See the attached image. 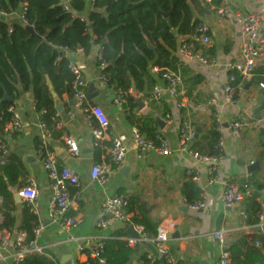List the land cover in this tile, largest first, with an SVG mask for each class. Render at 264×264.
<instances>
[{
  "label": "crops",
  "instance_id": "0c3cea01",
  "mask_svg": "<svg viewBox=\"0 0 264 264\" xmlns=\"http://www.w3.org/2000/svg\"><path fill=\"white\" fill-rule=\"evenodd\" d=\"M199 1L201 7L192 6V10L196 19L209 25L213 45L209 48H197L205 56L217 57L219 65L209 68L196 60L181 59V41L191 36L178 38L176 53L177 69L185 79L188 99L191 103L200 105L198 108L190 104L187 108L180 109L172 89L152 72L158 78L155 85H160L164 91V99L160 103H152L144 94H134L131 90L135 104L137 98L143 97V106L136 104L135 117L130 120L123 106L115 103V87L101 81L102 70L98 66L101 47L94 45L89 53L79 48L68 55L88 82L91 104L105 111L111 131L129 148L124 162L113 169L107 181H93V166L107 162L108 159L93 147L91 126L85 114L76 106L73 95H57V99L53 98L57 121L49 148L56 155L59 166L77 170L82 189V197L76 199V190L69 188L70 195L75 200L70 215L83 220L80 226L69 231L62 229L50 218V181L42 166L37 146L42 132L39 125L41 115L36 111L33 93L20 88L13 102L21 115L24 130L9 136L8 145L9 156H18L22 160L27 175L20 189H12L15 200L12 206V217L15 221L13 227L2 228L4 218L0 211V264H17L15 240L17 233L21 231L24 212L28 208L27 203L18 196V192L31 181L36 183L39 192V197L34 203V214L38 217V224L43 226L36 239V247L40 252L34 254L46 256L57 264H99L81 253L80 247L90 239L124 241L130 237L128 229L131 226H134L135 231V227L140 226L134 224L133 219L141 218L142 214L153 224H149L151 229H157L164 220L174 223V230L168 242L173 264H215L222 252L227 251L228 245L242 238H245L249 245L257 247L259 244L257 248L264 254V224L259 221V213H254L252 205L254 201L259 204V199L264 201V195L259 192L264 187V93L260 89V83L264 80V59L257 61L252 79L243 84L238 94L239 103L231 105L225 100V87L229 83L230 74L227 65L239 58L241 47L238 17L252 11H261L264 14V0L260 3L254 0H228L232 14L225 17L217 14V2L209 4L206 0ZM93 11L92 0H86L82 16L88 19ZM19 14L20 11H17L4 19L10 25L20 24ZM260 35L264 36V23ZM90 85H94L91 94ZM189 89L192 90L191 95ZM90 95L96 96L91 100ZM240 115H246L253 127L245 130L240 136H235L229 127ZM143 118L155 120L156 125L152 128L156 135L163 136L169 142L172 150L170 154H148L141 160L137 158L132 150L131 133L132 128L138 127L139 124L141 131L148 137V130L143 122H137ZM214 120L223 126L226 161L217 181L210 184V165L181 148L180 131L185 121H190L197 129L200 128L201 133L193 144L200 143L199 148L205 151L209 142L207 134ZM67 138L76 140L78 155L70 153L66 144ZM253 166L256 168H252ZM190 170L197 173L198 180L194 181L188 176ZM247 181H251V194L240 204L226 206L222 201L225 184L231 182L243 189ZM188 182H193L201 190V197L202 194L205 195L204 209H193L187 203L183 189ZM118 194H127L133 201L130 211L131 223H115L102 229L98 223L102 216L103 203L107 198ZM243 211L249 215L248 219L242 216ZM221 230L226 231L224 248L219 246L213 236ZM118 232H122V236L118 237ZM7 236L9 240L4 244L2 239ZM151 246L153 245L140 244L132 248L134 252L127 264H144L143 258L152 252Z\"/></svg>",
  "mask_w": 264,
  "mask_h": 264
},
{
  "label": "trees",
  "instance_id": "16d2710c",
  "mask_svg": "<svg viewBox=\"0 0 264 264\" xmlns=\"http://www.w3.org/2000/svg\"><path fill=\"white\" fill-rule=\"evenodd\" d=\"M29 7L26 20L36 31L31 35L26 27L20 24L10 25L0 17V139L4 140V127L10 120L7 112L14 102L4 99H16L20 88L32 92L40 121L54 133L57 121V111L54 99L47 84L51 80L55 93L73 95V75L68 68L70 58L57 49L68 48L76 52L82 48L89 53L94 45L101 47L98 66L105 67L102 74L109 78L116 91L126 93L127 103L123 109L132 120L136 108L135 98L130 91L133 85L138 94L149 98L148 90L157 82L152 68L177 69L178 38L195 34L198 24L192 6L201 7L199 0H95L94 11L88 19L82 15L85 12V0H71V12L63 9V0H28ZM21 0H0V11L7 14L20 11ZM81 16H78V15ZM163 15H168L166 18ZM85 19L90 25L82 22ZM148 43L154 48L150 49ZM60 61L57 62V58ZM115 61L113 65L112 62ZM239 78L236 85L241 83ZM192 90L189 89L191 95ZM152 104V103H151ZM153 105V104H152ZM168 112V111H165ZM134 122V121H133ZM148 130V137L154 138L156 133L152 128L156 122L152 118L137 120ZM138 127H141L138 124ZM143 131V130H142ZM206 150L199 148L200 143L192 145L193 152L199 155H213L214 147L219 139L214 120L207 134ZM38 143V142H37ZM40 142L38 143L39 149ZM22 160L18 156H9L5 165H0V211L4 218L3 229L14 226L12 206L15 204L13 188L20 189L26 178ZM251 186V181L245 183ZM186 201L194 205L201 199V190L193 182H188L183 189ZM130 211L133 201L130 202ZM255 214L260 212V206L253 202ZM39 220L28 207L24 212L21 231L27 233V243L34 240L33 229ZM134 224L143 226L152 236L157 229H151L152 224L145 214L134 218ZM153 225V224H152ZM122 232L116 233L118 237ZM134 250L121 240L106 242V264H127ZM230 264H263L264 254L261 249L249 245L245 238L228 245ZM143 263L148 264L146 256ZM25 264H57L46 256L31 254ZM153 264H168L159 260Z\"/></svg>",
  "mask_w": 264,
  "mask_h": 264
},
{
  "label": "built area",
  "instance_id": "2783aa9c",
  "mask_svg": "<svg viewBox=\"0 0 264 264\" xmlns=\"http://www.w3.org/2000/svg\"><path fill=\"white\" fill-rule=\"evenodd\" d=\"M86 1V0H85ZM95 0H92L94 4ZM258 3L263 0H254ZM209 4L217 2L215 10L221 17L232 14L231 6L228 0H206ZM71 0H63V9L66 12H71ZM28 0H21V9L19 18L21 23L29 26L26 20L28 11ZM9 14L0 11V17L6 18ZM82 22L90 25L85 19ZM241 30V47L239 58L228 63L229 83L225 87V100L228 104L237 105L239 103L238 94L242 90V86L247 81L251 80L257 61L264 59V36L260 35L261 27L264 23V14L261 11H252L240 15L238 17ZM213 45V40L210 35V27L205 22H200L196 28L195 34L189 38L183 39L179 48V56L181 59L196 60L202 65L215 68L219 65L217 57H208L203 55L197 47L209 48ZM63 55L68 56L73 54L68 48L59 47L57 49ZM101 54V51H100ZM57 58V62L60 61ZM105 67L100 66L101 70ZM69 70L73 75L72 90L73 99L76 106L85 114L90 126L93 147L100 150L107 162L96 164L91 171V179L97 182H105L108 176L112 173L115 167L120 166L128 152L129 148L118 138L110 129V122L105 111L96 105L91 104L88 97V82L86 81L80 68L71 60L68 65ZM152 72L157 75L160 80L172 89L174 98L178 101L180 109L187 108L190 104L195 107L200 105L191 103L188 99V92L185 88V79L179 69L161 68L154 66ZM242 82L236 85L238 79ZM101 81L104 84H109L108 77L101 73ZM260 89L264 93V80L260 83ZM132 94V92H130ZM164 99V91L160 85H155L149 93V102L160 103ZM115 103L123 106L127 103L126 93L117 92ZM7 112L10 114V120L4 127L5 139H0V165H5L9 157L8 137L13 134L22 133L24 123L21 115L14 105H11ZM168 118H170L168 116ZM41 137L39 145V157L44 170L46 171L51 190V201L49 205L50 218L57 223L62 229L69 231L77 228L83 223L82 219L72 217L71 210L75 205V200L71 197L69 188L76 190L75 198L82 197L81 181L77 170L68 166H59L56 155L49 148V141L52 138V132L47 128L46 124L40 121ZM253 127V123L246 115L238 116L231 124L230 130L233 135L240 136L245 130ZM223 126L216 120V131L219 133V139L214 147L213 155H199L192 151L191 147L197 135V128L190 121H185L180 131V144L184 151H188L196 156L200 161L210 165V184H214L220 173L223 164L226 161L225 144L222 136ZM132 150L136 153L138 159H143L148 154L168 155L171 153L169 142L161 135L157 134L154 138H148L139 127L132 128ZM66 144L72 155L79 154V147L75 139L67 138ZM194 181L198 180V175L193 170L188 171ZM260 194L264 195V187L259 190ZM251 194V188L245 185L243 189L234 185L231 182L225 184L222 201L226 206H234L242 203L245 198ZM18 196L27 203L30 210L35 213L34 203L39 197L37 185L31 181L26 187L18 192ZM1 198V197H0ZM131 199L127 194H118L107 198L102 206V216L98 226L102 229L108 228L115 223H131L130 203ZM260 212L258 214L259 221L264 224V201L259 199ZM205 195L202 194L201 201L192 205L193 209H204ZM242 216L245 219L249 218L247 212L243 211ZM134 227V226H133ZM42 224H38L33 229L34 240L27 243V233L19 231L15 240L16 261L17 264H25L26 258L34 253L40 252L36 247V239L42 230ZM139 238H126L124 241L130 248H135L140 244H151L156 249L158 256L149 252L146 259L148 264H153L161 259L168 264H173V258L168 247L170 235L174 230V223L170 220H164L157 228L155 236L147 233L143 226L135 227ZM214 239L220 247L226 246V231L221 230L214 233ZM6 244L9 237L2 239ZM108 240L90 239L86 244L80 247V252L85 254L89 259L97 261L99 264H106V242ZM260 245L257 244V247ZM215 264H230V255L224 250L220 259ZM264 264V263H263Z\"/></svg>",
  "mask_w": 264,
  "mask_h": 264
},
{
  "label": "water",
  "instance_id": "95a60500",
  "mask_svg": "<svg viewBox=\"0 0 264 264\" xmlns=\"http://www.w3.org/2000/svg\"><path fill=\"white\" fill-rule=\"evenodd\" d=\"M78 16H81V15L79 14ZM163 16H165L166 18L168 17V15H163ZM26 30H27L31 35L36 36V31H35V29H34L32 26H27V27H26ZM148 45H149L150 49H153V48H154L150 43H148ZM112 64L114 65V64H115V61H113ZM47 83H48L49 89H50V91H51V93H52V95H53V98H54V99H57L58 96H57V94L55 93L54 88H53V85L51 84V81H50L49 78H47ZM93 89H94V85H90L89 94H91V92L93 91ZM132 91H133L134 94H136V92H137V91H136V88H135L134 85H133V89H132ZM95 96H96V95H90V99L93 100V99L95 98ZM4 100L7 101V102H13V99H12L11 97H6ZM136 104H137L138 106H140V107L143 106V97H142V96L136 99ZM200 133H201V129L198 128V129H197V135H196L195 139H197V138L199 137V134H200ZM252 168H256V166H253ZM128 234H129L130 237H132V238H139V234L134 230V227H133V226H131V227L128 229ZM151 251H152V253H153L155 256H158V254H157L156 249L154 248V246H151ZM161 260L164 261L163 259H161Z\"/></svg>",
  "mask_w": 264,
  "mask_h": 264
}]
</instances>
